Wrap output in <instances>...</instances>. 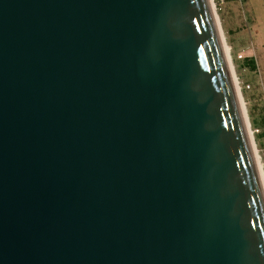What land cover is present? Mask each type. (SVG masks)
<instances>
[{
  "label": "water",
  "instance_id": "1",
  "mask_svg": "<svg viewBox=\"0 0 264 264\" xmlns=\"http://www.w3.org/2000/svg\"><path fill=\"white\" fill-rule=\"evenodd\" d=\"M227 60L208 0H0V264H264Z\"/></svg>",
  "mask_w": 264,
  "mask_h": 264
},
{
  "label": "rangeland",
  "instance_id": "2",
  "mask_svg": "<svg viewBox=\"0 0 264 264\" xmlns=\"http://www.w3.org/2000/svg\"><path fill=\"white\" fill-rule=\"evenodd\" d=\"M254 6L258 8L259 0H253ZM227 3V2H226ZM226 3L223 5L222 10L225 9ZM239 14L240 19L244 25V30L247 32L248 40L252 39V32L257 31V29H264L262 25L256 27L253 23V17L249 13L248 9V1L247 0H238ZM221 13L217 14V27L220 32L222 45L224 47L226 58L228 59L227 54L229 55V59L227 60L229 65V70L232 75V78L235 82L237 79L240 84L250 85L249 89H245L242 87L240 90V94L238 89L237 93L239 94V101L241 104V109L243 110V118L246 122V127L248 129H259L260 133L258 135L250 136V140H252V149H253V157L255 161V165L258 173L260 174L262 185L264 189V60H258L259 69L256 72H253L249 69H243L242 61L236 60L235 56L238 52L236 50L231 49L228 43V39L226 35L223 34L221 25H220V17ZM264 21V17L261 18ZM251 44V43H250ZM251 46V45H250ZM239 87V85H237Z\"/></svg>",
  "mask_w": 264,
  "mask_h": 264
},
{
  "label": "crops",
  "instance_id": "3",
  "mask_svg": "<svg viewBox=\"0 0 264 264\" xmlns=\"http://www.w3.org/2000/svg\"><path fill=\"white\" fill-rule=\"evenodd\" d=\"M247 1L253 23L259 27L264 23L261 19L264 17V0H259L258 8L254 6L253 0ZM226 2L225 9L219 17L222 32L226 35L231 49L236 50V52H244L247 59L253 60L258 71V60H264V29L253 31L252 39L248 40L247 32L244 30V25L240 19L238 0H226ZM263 27L264 25H262Z\"/></svg>",
  "mask_w": 264,
  "mask_h": 264
},
{
  "label": "built area",
  "instance_id": "4",
  "mask_svg": "<svg viewBox=\"0 0 264 264\" xmlns=\"http://www.w3.org/2000/svg\"><path fill=\"white\" fill-rule=\"evenodd\" d=\"M208 2H209L210 8H211L214 16L217 18V14L221 13L223 11L222 7L226 3V0H208ZM235 58H236V60L243 61L247 57L245 56L244 52L241 51V52H238L236 54ZM228 59H229V55H228ZM234 83H235V86H236V88L238 89L239 92L242 89V87H244L245 89H249L250 88V85H248V84H246L245 86L243 84V86H242V84H240L237 79L235 80ZM237 85H239V87ZM248 130H249V135L250 136H252L254 134L258 135L260 133V130L257 129V128L248 129Z\"/></svg>",
  "mask_w": 264,
  "mask_h": 264
},
{
  "label": "trees",
  "instance_id": "5",
  "mask_svg": "<svg viewBox=\"0 0 264 264\" xmlns=\"http://www.w3.org/2000/svg\"><path fill=\"white\" fill-rule=\"evenodd\" d=\"M242 65H243V69H249L253 72L256 71V65L253 63V60L246 58L242 61Z\"/></svg>",
  "mask_w": 264,
  "mask_h": 264
},
{
  "label": "bare ground",
  "instance_id": "6",
  "mask_svg": "<svg viewBox=\"0 0 264 264\" xmlns=\"http://www.w3.org/2000/svg\"><path fill=\"white\" fill-rule=\"evenodd\" d=\"M219 34H220V32H219ZM221 37V36H220ZM221 42H222V40H221ZM223 43V42H222ZM236 92H237V90H236ZM239 94H240V92H239ZM238 93H237V96L239 95ZM238 99H239V97H238ZM240 102V101H239ZM242 110V109H241ZM243 111V110H242ZM244 121H245V119H244ZM245 124H246V122H245ZM249 139H250V137H249ZM252 151H253V149H252ZM259 176H260V174H259ZM260 179H261V177H260ZM261 182H262V180H261Z\"/></svg>",
  "mask_w": 264,
  "mask_h": 264
}]
</instances>
